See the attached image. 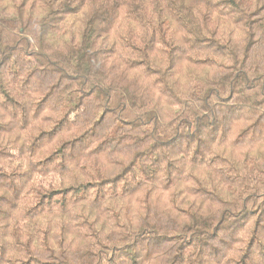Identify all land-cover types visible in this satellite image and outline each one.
I'll list each match as a JSON object with an SVG mask.
<instances>
[{
    "label": "clouds",
    "instance_id": "obj_1",
    "mask_svg": "<svg viewBox=\"0 0 264 264\" xmlns=\"http://www.w3.org/2000/svg\"><path fill=\"white\" fill-rule=\"evenodd\" d=\"M20 2L15 0L12 5H4L20 10L17 17L20 23L13 28L15 39L26 35L34 48L46 50L47 41L38 30H33L34 18L28 11L31 3L21 9ZM183 2L191 7L190 0ZM169 4L170 0H160L158 5L164 9L162 19L170 22L164 31L159 30L154 19L132 13L129 30L122 32L120 38L126 46L125 51L135 44L151 41L157 51L170 55V62L154 64L145 58L143 64L136 66L134 77L128 73L132 61L123 53L119 59L113 56L112 63H103V66L90 61L83 69L70 66L78 77L77 83L95 88L92 99L97 111L115 106L121 119L132 120L138 125L136 135L140 139L121 138L123 130L120 129L98 132L101 125L93 128L94 120L83 108L72 112L71 119L76 125L72 134L79 139L66 144L64 159L57 154L51 169H46L60 176L62 186L70 187L59 201L51 203L66 204L64 211L71 221L72 238L66 240L58 230L42 228L36 219L37 215H43L44 205H41L29 213L32 220L24 221L20 225L21 231L8 237L21 259L31 256L48 264H173L176 248L165 244L157 246V240L161 233L178 232L184 238H194L192 254L187 256L185 264H202V260L206 264V258L197 259L199 247L195 246L196 241L208 237L223 214L226 218L216 240L210 244L222 247L221 241H227L232 245L233 258L229 264H264V219L257 228L255 218L244 223L242 212L240 216L233 215L245 205V197L254 201L255 206L264 201V126L250 129L233 143L237 125L242 121L252 124L264 113V105L258 109L254 106L256 101H264V0H235L234 5H228L225 12L231 37L222 41L227 50L219 58L213 56L215 63L208 61L211 68L196 71L190 70L191 65L187 62L190 58L193 62L199 58V48L211 46L210 51L216 49L211 40L204 39L214 26L204 18L203 12L188 15L186 11L178 12L183 19L177 24L174 19L177 13L172 9H179V3L171 8ZM207 11L208 15L213 14L211 4ZM30 20L33 24H29ZM106 24V20L94 21L99 28ZM22 26H26L23 34L19 32ZM29 31L31 35H28ZM178 31L183 37L179 41L181 48H176ZM171 49L175 51L169 53ZM34 90L41 95L49 90L57 96L66 95L52 89L51 85L47 89ZM230 92L233 93L230 105L221 102L219 98ZM162 102L172 106L174 111L166 109ZM64 111L68 108L64 107ZM162 111L167 114L162 115ZM10 113V109H5L4 97L0 96V122L17 123L19 117L14 121ZM217 127L231 130L223 143L233 145L230 151L234 158L213 165L209 174L212 187L219 191L223 190L219 176L234 177L232 195L226 198L230 202L220 200L212 204L205 200L203 204L189 206V185L199 186L198 172L188 168L181 172L182 180L178 182L174 170L180 166L188 167L187 161L198 144L210 140L221 143L222 138L216 135ZM8 140H14V137L6 138L5 143ZM9 146L15 151L19 145ZM257 151L256 158L244 160L243 153L255 154ZM43 154V150L35 156L26 151L22 162L34 164ZM96 179H108V184L94 185L93 194V188L86 187V183ZM81 188L84 189L83 197L77 192ZM117 189H120L119 194ZM166 189L171 192L170 211L162 208L159 200V193ZM140 191L144 193L143 198L136 195ZM25 193L31 194L27 188ZM73 201L83 209L76 215L73 214L76 209ZM180 209L187 211L182 214ZM77 237L84 243H76Z\"/></svg>",
    "mask_w": 264,
    "mask_h": 264
},
{
    "label": "trees",
    "instance_id": "obj_2",
    "mask_svg": "<svg viewBox=\"0 0 264 264\" xmlns=\"http://www.w3.org/2000/svg\"><path fill=\"white\" fill-rule=\"evenodd\" d=\"M6 3L12 5L15 0H0V96L4 97L5 109L11 110L13 120L15 121L17 117L19 120L17 123L0 122V264H34V262L48 264L47 261H37L36 257L31 256L21 259V254L16 251V246L8 237L10 234L21 231L20 225L24 221L32 220L29 213L33 209H39L41 205H44L43 215L36 216L42 228L58 230L66 240H71L72 232L69 227L71 221L64 211L66 204L57 206L51 203V201H59L70 191V187L62 186L60 176L46 169H51L57 154H60L61 160L64 159L63 152L66 144L79 139V136L72 134L76 129L71 119L72 112L83 108L89 113V118L94 120L93 128L101 125L97 129L98 132L107 129L116 132L120 129L123 130L121 138L140 139L136 135L138 125H135L132 120L121 119L115 106L110 105L97 111L92 99L95 88L82 87L77 83L78 77L70 66L83 69L89 61L103 66V63L111 64L113 56L119 59V55L123 53L132 61L131 65H128V73L130 77H134L136 66L143 64L145 58L154 64L170 62V55L157 51L151 41L147 44L143 42L135 44L125 51L126 46L121 43L120 38L122 32L129 30L132 13H141L147 18L154 19L160 31H164L170 22L162 19L164 9L158 7L160 0H21V9L31 3L28 11L34 18L33 30H38L40 36L47 41V49L40 50L32 46V41L26 35H21L19 40L15 39L13 28L20 23L17 18L20 10L11 6L6 8L4 7ZM175 3H179V9H172L177 13L174 17L177 24L183 19L179 17L178 12L186 11L188 15L203 12L204 18L214 26L204 39L211 40L212 44L216 45V49L210 51L211 46L199 48L197 49L199 58L195 62L190 58L187 62L191 65L192 71L211 68L212 64L208 61L215 63L213 56L219 58L227 50V45L222 41L229 40L231 33L225 9L230 4L234 5L235 0H215L214 4L213 0H190L191 7L183 0H170V8ZM129 4L132 7H129ZM210 4L214 9L212 15H208L207 11ZM197 5L200 7L197 8ZM97 19L106 20L107 24L99 28L94 25ZM29 24H33V21L30 20ZM25 31L26 26L19 28L21 34ZM28 35H31V31ZM177 36L176 48H181L179 41H182L183 37L179 31ZM171 51L175 49L169 50V53ZM49 85L52 89L66 95L57 96L51 90L41 95L34 90L47 89ZM232 95L233 93L230 92L228 96L219 99L230 105ZM261 105H264V101L254 102L255 109ZM64 107H67L68 111H64ZM164 107L174 111L170 105L164 104ZM166 114L162 111V115ZM254 114L255 111H253ZM113 125L117 127L113 128ZM258 126H264V113H261L260 118L252 124L242 121L237 125V134L233 143L245 136L250 129ZM215 131L217 137L222 138L221 143L217 144L215 140H210L203 145L198 144L196 151L187 161L188 167L180 166L174 170V177L178 182L182 180V171L191 168L198 172L199 186L193 188L189 185V206L193 203L203 204L205 200L212 204H217L220 200L230 202L226 198L232 195L231 188L235 185L234 177L219 176V183L223 186V190L219 191L212 187L213 181L209 169L213 165L224 164L233 157V152L230 151L233 145L223 143L231 130L217 127ZM8 137H14V140H8L5 143ZM17 144L19 146L15 148V151L9 146ZM175 147L174 145L172 150ZM41 150L44 153L42 159L36 160L34 164L22 162L26 151L35 156ZM258 155V151L255 154L245 152L243 158L248 161ZM68 163H71V160ZM41 165H45V168H40ZM169 167L171 168L172 165L170 164ZM117 178L112 177V179ZM97 184H108V179L88 180L86 187H92L95 194L94 185ZM26 188L31 194L25 193ZM41 190L43 194H40ZM77 192L81 197L84 196L83 188L77 189ZM119 192L120 189H117L118 194ZM136 195L143 198L144 193L140 191ZM153 196L156 197L157 194L153 193ZM159 200L162 208L171 210L168 208L171 203V192L168 189L159 193ZM245 201L240 211L234 212L233 215L240 216L242 212L241 219L244 223L255 218V225L259 228L261 220L264 219V201L260 202L259 206H255V202L249 197H245ZM73 203H76V209L73 211L76 215L83 209L78 202L73 201ZM204 206L207 207V205ZM179 211L184 214L187 209ZM225 218L222 214L220 222L215 225L208 237L196 241L195 246L199 247V252L196 253L198 260L206 258V264H229L233 258L232 245L227 241H221L222 247L210 244V241L216 240ZM233 223L236 222L233 221ZM188 230L191 231L190 228ZM193 240V237L184 238L178 232L161 233L157 246L172 245L176 248L173 264H185L187 256L192 254ZM173 241L176 243L173 244ZM75 242L84 243L79 237Z\"/></svg>",
    "mask_w": 264,
    "mask_h": 264
}]
</instances>
